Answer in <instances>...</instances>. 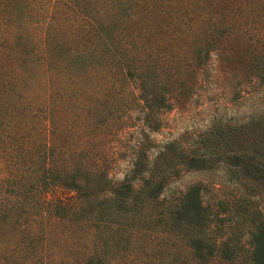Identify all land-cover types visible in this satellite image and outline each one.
Instances as JSON below:
<instances>
[{
	"label": "trees",
	"instance_id": "1",
	"mask_svg": "<svg viewBox=\"0 0 264 264\" xmlns=\"http://www.w3.org/2000/svg\"><path fill=\"white\" fill-rule=\"evenodd\" d=\"M244 2L241 8L238 0H0V264H44L47 241L58 233L72 252L77 227L90 210L100 214L104 200L111 213L150 209L155 228L166 233L185 221L198 240L206 210L202 187L176 193L175 178L220 161L246 176L259 159L238 147L235 136L257 128L262 116L216 115L186 136L170 127L160 142L147 130L167 124L162 108L191 104L211 69L236 72L247 34L264 19V0ZM223 42L229 53L221 52ZM76 104L78 117L92 121L86 145L73 148ZM130 109L144 117L125 120ZM126 122L122 132L133 128L137 140L117 180V151L102 161L90 144ZM229 139L233 148L226 149ZM255 172L264 175L259 167ZM58 187L73 189L74 199L49 198ZM215 214L218 225L227 218ZM92 222L99 230L115 227ZM223 244L218 238L211 255L223 252ZM191 247L203 256L199 244ZM243 247L250 264H264V221ZM96 251L85 254V264Z\"/></svg>",
	"mask_w": 264,
	"mask_h": 264
},
{
	"label": "rangeland",
	"instance_id": "2",
	"mask_svg": "<svg viewBox=\"0 0 264 264\" xmlns=\"http://www.w3.org/2000/svg\"><path fill=\"white\" fill-rule=\"evenodd\" d=\"M238 4L242 8L245 2L238 0ZM258 8L259 4L256 11ZM258 11L261 13L262 9L259 8ZM259 27L260 29L256 26L247 34L245 46L239 51L241 57L235 66L237 69L235 73L228 74L220 72L219 69H211L210 75L204 76L205 80L192 98L191 104H184V107L174 109L162 108V115L166 116L167 124H164L159 131L147 130L149 139L160 142L169 135L170 127H174L177 134L183 133L186 136L195 129H203L208 125L211 117L216 115L223 114L229 119H245L253 112L262 116V122L257 128L248 129L235 136L240 143L238 147L249 153L251 158L259 159V163L253 162L254 167L246 171L248 172L246 176L233 174L231 166L225 161H220L211 170H192L175 178L173 190L176 193L186 191L194 185L202 187L206 210L203 211L202 223L198 222L202 224L197 234L198 240H194L193 226L185 221L177 226L174 232L166 233L155 228L154 216L150 209L139 213L138 210H131L129 203L127 207L130 206V211L125 209L126 212L124 213L123 210L122 214L119 211L111 213V203L104 200L100 204L102 212L94 214L93 210H90L87 223L77 227L74 236L77 240L75 239L73 245L75 250L71 252L66 247V238L64 236L60 238V235L58 238L59 233L49 237L48 250L41 257L44 264H85V254L96 247L98 251L90 256L88 263L250 264L249 255L243 245L249 244L252 231L264 221V175L259 176L255 172L256 167L264 172V63L262 60L264 19ZM221 46H225L221 52H230L229 44L223 42ZM214 58L213 68H219L222 64L216 55ZM76 106L78 110L72 115L73 148L86 145L87 138L84 133L89 131L88 125L92 121L86 120L88 122L86 124L85 115L78 117L80 105L76 104ZM139 116L144 117L143 110L140 112L137 109L135 111L130 109L123 113L125 120L133 122L140 121ZM128 123H121L119 129L114 131L111 129L109 132L99 134L100 139L90 144L96 148V151L103 153L102 161L109 160V156L117 151L116 155L122 161V164H118L120 172L116 176L117 180L123 179L124 173L121 169L133 157L137 140V133H134L133 128L128 132H122ZM91 133L94 135L93 139H96L94 132ZM228 144L226 149L233 148L232 140L229 139ZM143 149L150 153V143L145 142ZM128 151L130 153H127ZM74 197L75 191L68 187H58L49 194V198L63 203L69 202ZM217 212L224 215L227 213L226 220L221 221L219 225L214 217ZM94 218L113 222L115 227L99 230V227L92 222ZM185 218L189 219L187 216ZM117 231L119 235L116 234ZM218 238L225 242L221 247L223 251L221 253L224 254L215 252L212 256L210 252L214 249L216 251L215 242ZM193 242L199 244L203 256L199 257V254H195L194 248L191 247ZM116 245L118 247H115Z\"/></svg>",
	"mask_w": 264,
	"mask_h": 264
}]
</instances>
